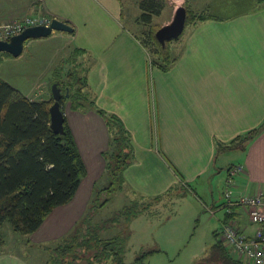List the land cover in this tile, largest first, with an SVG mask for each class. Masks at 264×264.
<instances>
[{
    "label": "crops",
    "instance_id": "crops-1",
    "mask_svg": "<svg viewBox=\"0 0 264 264\" xmlns=\"http://www.w3.org/2000/svg\"><path fill=\"white\" fill-rule=\"evenodd\" d=\"M9 6L0 0V23L44 14L74 28L72 33L58 31L33 40L56 39L62 50L74 46L73 54L76 48L84 49L75 61L79 74L87 77L90 98L118 115L133 137L136 160L125 172L123 190L139 192L136 198L153 197L177 181L175 167L189 171L191 180L213 177L225 165L229 170L233 161L243 166L234 182L235 197L264 195V129L244 148L220 150L264 121V15L225 18V4L214 1L209 8L216 19L190 24L176 61L164 71L150 64L149 53L131 32L122 15V0H39L26 8ZM51 97L47 94L41 100ZM63 110L87 174L73 200L55 208L29 234V244L42 247L76 225L106 175L104 152L110 145L106 121L93 108L74 109L68 103ZM228 222L250 237L258 229L241 206L230 208L223 225ZM0 264L31 263L26 254L2 249Z\"/></svg>",
    "mask_w": 264,
    "mask_h": 264
},
{
    "label": "trees",
    "instance_id": "trees-1",
    "mask_svg": "<svg viewBox=\"0 0 264 264\" xmlns=\"http://www.w3.org/2000/svg\"><path fill=\"white\" fill-rule=\"evenodd\" d=\"M139 8L142 12L140 20L145 24H151L153 16L161 14L164 7L162 1L141 0ZM122 15H125L123 10ZM208 19H216L209 7L201 11L188 9L187 24ZM155 33L151 30L153 42L151 46L145 37L140 43L149 52L150 64L168 71L176 57L171 52L170 41L163 48ZM82 52L84 49L76 48L74 59L76 60ZM68 77L72 83H63L62 77L55 80L60 83L62 92L69 90V96L66 97L63 93L62 105L70 101L74 109L93 108L105 119L109 128V151L104 152L105 177L108 178V183L96 189L97 199L90 207V212L65 239L66 244L56 248L62 253L56 254V260L47 264H71L72 262L65 261L67 254L70 253L72 260H75L78 250L84 248L89 250L93 247L96 251L92 257L99 263L111 259L114 264H132L125 262L122 253L124 240L121 236L107 239L96 237L89 223L96 208L104 207L112 195L125 188V172L135 161L132 134L118 115L99 107L96 100L90 98L86 76H81L74 67L68 73ZM66 98L69 100L66 101ZM53 101V97L49 100L31 99L0 78V250L5 244L1 233V227L5 222H9L14 230L24 235L36 232L55 208L73 200L82 179L87 174L85 162L66 116L63 134L55 133L50 126L49 109ZM263 129L264 121L257 128L237 137L230 145L221 146L220 150L244 148L246 143ZM160 196L136 198L125 206L118 216L110 219V222L115 224L118 218L130 221L139 213L138 207L146 209L150 200H157ZM214 235L216 242L196 264H245L231 254L217 231ZM151 252L143 253L136 258L134 264L144 262L143 258Z\"/></svg>",
    "mask_w": 264,
    "mask_h": 264
},
{
    "label": "rangeland",
    "instance_id": "rangeland-1",
    "mask_svg": "<svg viewBox=\"0 0 264 264\" xmlns=\"http://www.w3.org/2000/svg\"><path fill=\"white\" fill-rule=\"evenodd\" d=\"M2 1H4L6 7H10V4H17L19 7L25 5L24 8H26L30 1L38 2L39 0ZM122 1L125 8V18L131 32L140 41L144 40L145 37L151 46L153 43L151 30L155 33V30L159 27L169 23L179 5H185L187 9L193 11H201L216 0H158L162 1L164 8L161 14L153 16L151 24H145L140 20L142 12L139 8V2L141 0ZM218 1L225 4L222 12V16L225 18L246 14L264 15V12L257 11L258 9L264 10V0ZM254 11L260 13H254ZM189 30L190 24H187L182 35L178 39L170 41V49L173 55L181 51V40L186 37ZM57 33L59 32L54 31V34ZM34 41L33 39L27 40L19 56H13L5 52L0 53V77L8 80L11 85L17 86L35 100H41L46 98L47 94L52 95V85L56 78L61 79L62 77L63 83H72V81H69L68 73L74 67L76 69L77 65L72 53L74 46L62 50L60 42L56 39L46 43ZM63 93L66 96L65 90ZM68 100L69 98H66V101ZM69 102H66V104ZM231 162L238 164L237 162ZM173 170L177 175V181L167 190L157 193V195H161L159 199H149V205L146 209L138 207L137 211L139 213L130 221H123L118 218V221L114 224L110 222V219L118 216V213L125 206L136 200L135 196L140 195L139 192L134 195L125 190L118 191L112 195L108 204L96 208L95 212L93 211V219L91 221L89 219L93 229L92 233L101 239L121 236L124 240L122 253H124L125 262L134 264L136 258L147 251H152L147 257L143 258L144 262H140V264H196L216 242L214 232L221 231L229 209L225 194L228 190H231V197L235 198L234 182L239 174L234 176L233 184L229 186L227 165L213 177L206 174L191 180L188 177L189 171H182L176 167ZM182 177L185 181L182 180ZM107 183L108 178L104 176L98 181L97 188H101ZM148 196L151 197L152 195ZM96 199L97 195L95 194L90 205H88L86 213L80 217L76 225L80 224L90 212V207ZM76 225L63 237L46 242L45 247L50 246V248H45L42 247L43 245L34 242L29 244V234H21L14 230L9 222H5L1 227V233L5 239V244L1 250L26 254L31 264L53 262L54 259L56 260L55 255L62 253L61 251L58 252L56 248L66 244L65 239L75 230ZM95 251L94 247L89 250L80 249L77 251L75 260H72L69 253L66 255L65 261H70L71 264H114L111 259L102 263L96 261L92 257ZM60 256L62 257V255ZM90 260L93 262L91 263Z\"/></svg>",
    "mask_w": 264,
    "mask_h": 264
},
{
    "label": "built area",
    "instance_id": "built-area-1",
    "mask_svg": "<svg viewBox=\"0 0 264 264\" xmlns=\"http://www.w3.org/2000/svg\"><path fill=\"white\" fill-rule=\"evenodd\" d=\"M54 17L44 14L27 15L21 19H14L0 24V40H9L21 33L26 27L34 25H50ZM228 185L233 184V178L243 172V166L234 164L229 168ZM232 191L225 194L228 211L231 207L241 206L247 209L251 220L258 224L253 236L240 232L233 223L228 222L219 231V237L234 252L235 256L245 264H264V195H242L231 197Z\"/></svg>",
    "mask_w": 264,
    "mask_h": 264
},
{
    "label": "water",
    "instance_id": "water-1",
    "mask_svg": "<svg viewBox=\"0 0 264 264\" xmlns=\"http://www.w3.org/2000/svg\"><path fill=\"white\" fill-rule=\"evenodd\" d=\"M188 20V9L185 5H179L173 15L172 20L162 25L156 30L155 37L163 48L171 40L178 39L184 32ZM54 31L70 32L74 31L72 25L58 18H53L50 25H34L26 27L21 33L14 35L9 40H0V53L5 52L13 56H19L24 44L29 39L44 38L50 36ZM53 103L50 106V126L55 133L63 134L65 131V113L62 105L63 92L58 81L52 85ZM66 95L69 96L67 89Z\"/></svg>",
    "mask_w": 264,
    "mask_h": 264
}]
</instances>
